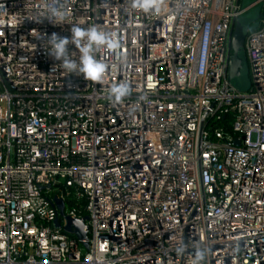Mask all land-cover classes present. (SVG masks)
Here are the masks:
<instances>
[{
  "label": "built area",
  "instance_id": "built-area-1",
  "mask_svg": "<svg viewBox=\"0 0 264 264\" xmlns=\"http://www.w3.org/2000/svg\"><path fill=\"white\" fill-rule=\"evenodd\" d=\"M131 2L0 0V264H264V12L252 88L227 82L232 24L264 0ZM74 26L120 41L99 82L43 47ZM55 200L84 239L54 227Z\"/></svg>",
  "mask_w": 264,
  "mask_h": 264
},
{
  "label": "clouds",
  "instance_id": "clouds-1",
  "mask_svg": "<svg viewBox=\"0 0 264 264\" xmlns=\"http://www.w3.org/2000/svg\"><path fill=\"white\" fill-rule=\"evenodd\" d=\"M131 7L139 9L145 13L158 12L160 10V0H132ZM56 21L64 19V12L56 7L48 9L45 18ZM69 37H61L56 33L42 37L43 47L54 60L59 61L60 66L69 73L82 75L85 80L99 82L103 79L107 65L98 60L96 53L101 48L113 51L120 47V41L115 33L105 32L95 26L81 28L74 26L70 30ZM71 43L78 49V60L70 59L67 46ZM56 65L54 66V68ZM129 86L125 82L112 84L108 87L107 95L115 102L129 95ZM182 252L183 248L178 249ZM204 253L200 251L196 254V259H202Z\"/></svg>",
  "mask_w": 264,
  "mask_h": 264
},
{
  "label": "water",
  "instance_id": "water-1",
  "mask_svg": "<svg viewBox=\"0 0 264 264\" xmlns=\"http://www.w3.org/2000/svg\"><path fill=\"white\" fill-rule=\"evenodd\" d=\"M254 29H252L249 24H244L241 19H237L232 24L229 44L230 56L227 66V82L230 85L232 80L239 79L242 76L243 71L246 69V67H248L247 59L242 55V51L244 49V43L248 32ZM42 189L43 188H41V190ZM54 203L59 214V219H63L65 221V226L61 227L59 219L56 220L54 227L57 229H62L64 233L74 236L77 240L84 239L85 232L83 231V222L72 221L68 218H65L63 213V203L57 200H55ZM86 219L87 218H84L83 221Z\"/></svg>",
  "mask_w": 264,
  "mask_h": 264
},
{
  "label": "rangeland",
  "instance_id": "rangeland-1",
  "mask_svg": "<svg viewBox=\"0 0 264 264\" xmlns=\"http://www.w3.org/2000/svg\"><path fill=\"white\" fill-rule=\"evenodd\" d=\"M258 1L259 0H240V6L244 9L254 3H257ZM263 12V4L258 3L253 7H250L249 10L238 19H241L244 24H249L250 27L254 29L259 25ZM242 55L246 57L244 49L242 51ZM231 86L239 93H246L252 88V79L249 74L248 67H246L239 79L232 80Z\"/></svg>",
  "mask_w": 264,
  "mask_h": 264
},
{
  "label": "trees",
  "instance_id": "trees-1",
  "mask_svg": "<svg viewBox=\"0 0 264 264\" xmlns=\"http://www.w3.org/2000/svg\"><path fill=\"white\" fill-rule=\"evenodd\" d=\"M262 16H263V14H262ZM249 33V32H248Z\"/></svg>",
  "mask_w": 264,
  "mask_h": 264
}]
</instances>
